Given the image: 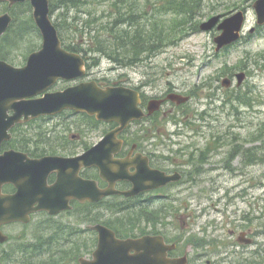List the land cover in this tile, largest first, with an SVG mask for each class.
<instances>
[{
    "label": "rangeland",
    "instance_id": "1",
    "mask_svg": "<svg viewBox=\"0 0 264 264\" xmlns=\"http://www.w3.org/2000/svg\"><path fill=\"white\" fill-rule=\"evenodd\" d=\"M138 1L142 6L141 10H145L148 5L143 19L149 21L148 25L151 20L157 24V30L163 36V46L150 57L146 58V55L133 65H120L104 56L90 54L92 61L87 79L125 85L131 83L133 87L141 88L147 100L156 98L157 95L169 96L172 93L189 97L190 101L179 107L169 102L164 110L168 112L171 105H174L178 107L175 115L158 118L162 121L156 119V135L150 132L149 136H157L155 142L171 145L173 151L187 150L186 154L194 153L197 149L204 150L206 146L221 151L211 155V163H207L204 170L202 168L200 176L194 175L199 183L193 185L191 201L195 206L201 203L204 208L198 209L201 210V217L197 223L206 226L216 249L227 242L226 239L231 241L229 231H236L235 240L238 238L239 233L234 223L237 219L248 217L251 222L246 219V226L264 231V27L250 34V30L257 26L253 9L255 0H202L197 13L194 12L195 15L187 18L175 17L172 13H165L160 9L167 0ZM112 3L113 0H110L94 6L92 9H97L96 13L87 19L96 18V26H106L108 13L105 12L109 10L107 5ZM27 10H18L19 17L24 22L32 16V10ZM243 10L247 13L243 38L230 48L217 53L214 39L218 36V31L203 32L199 27L213 17L225 18ZM103 11L105 15L101 17ZM60 13L63 11H56L53 15L55 23L58 18L63 22L64 19L59 17ZM74 16L76 13H71L68 21L72 22L71 18ZM183 19L191 21L181 25ZM64 35L65 38L73 39L77 34L65 31ZM41 45V36L34 33L30 39L22 42L20 50L14 52V58L11 60H14L17 66L22 65L24 56L28 55L33 47L35 50L40 49ZM243 73L246 74L245 82L238 87L237 75ZM226 79H232L230 88L223 86ZM68 84L72 85L71 82ZM56 89H62V85ZM65 118L66 120L55 118L52 123L37 121L30 128L55 129V134L58 135H65L67 132L70 136L77 134L73 131L82 119L78 116ZM86 137L87 142L93 145L101 139L102 134L86 133ZM235 150H238V154L234 153ZM81 152L82 148L76 147L73 153ZM237 155L238 160L235 159ZM176 160L183 162L187 159L177 157ZM186 176L188 178L187 174ZM183 198L184 195L181 200ZM108 204L100 208L103 209ZM75 214L62 217L39 216L32 226L35 231L39 230V234L43 233L44 228H48L51 232L58 231V235L60 230L67 235L69 230L61 227L71 225L87 230L86 226L90 225L88 218L96 216L91 208L83 209L80 217ZM183 217L182 227L186 225L187 231L195 228L186 224L193 218L188 217V211ZM90 237L84 235L80 248L92 247V236ZM263 240L264 237H261L259 241ZM213 249L212 247L211 250ZM255 249L254 246L253 250ZM216 252L209 253L202 263L220 257V253ZM191 254L195 256V253ZM223 254L225 255V249L221 251V256Z\"/></svg>",
    "mask_w": 264,
    "mask_h": 264
},
{
    "label": "water",
    "instance_id": "2",
    "mask_svg": "<svg viewBox=\"0 0 264 264\" xmlns=\"http://www.w3.org/2000/svg\"><path fill=\"white\" fill-rule=\"evenodd\" d=\"M26 2L32 6L33 19L43 42L41 49L29 56L24 67L17 68L0 61V147L11 138L9 131L17 124L43 115H56L66 109L96 116L98 120L115 122L119 127L110 132L100 144L77 158L46 157L31 160L27 155L14 151L0 155V226L16 221L27 223L29 215L38 211L57 215L71 208L69 202L72 197L92 203L116 193L133 197L146 189L145 181L157 182L149 186L152 188L178 180L180 175L171 177L147 171L146 164L139 160L136 161L137 172L131 174L128 168L131 164L113 159L121 147L117 136L131 122L144 117L139 108L141 100L137 92L125 88L101 90L95 83H83L64 92L45 94L44 97L35 99L59 79L82 77L85 62L81 56L63 48L51 18L49 0H0V4L8 3L9 8ZM253 8L257 24L263 26L264 0H257ZM221 18L213 17L201 26L204 32L217 27L220 32L214 40L217 52L240 40L246 14L239 11L222 22ZM12 21L9 13L0 16V38L8 31ZM254 31L255 29L251 30V33ZM237 78L241 85L245 75L239 74ZM224 86H230V81L225 80ZM168 99L177 104H184L189 100L176 94L169 95ZM161 104L162 101H151L149 113L159 111ZM53 167L59 172V179L54 186L49 187L45 180ZM85 167H97L101 177L108 181L111 177L113 181L111 180L109 189L101 190L96 182L79 177V172ZM119 180L131 181L134 188L129 192L115 191V184ZM5 183H15L18 193L15 196L3 195L1 188ZM93 229L99 234L98 248L93 253V260L82 259L80 264H176L166 258V251L171 248L162 239L119 240L113 231L102 225ZM5 239L0 235L1 242ZM186 263L184 258L178 264Z\"/></svg>",
    "mask_w": 264,
    "mask_h": 264
},
{
    "label": "flooded vegetation",
    "instance_id": "3",
    "mask_svg": "<svg viewBox=\"0 0 264 264\" xmlns=\"http://www.w3.org/2000/svg\"><path fill=\"white\" fill-rule=\"evenodd\" d=\"M89 63V61H88ZM102 89L107 87L122 86L136 90L141 98V109L145 114V117L141 121L133 122L127 129L123 130L118 135V140L121 144L120 150L114 155L113 159L124 162L131 160L129 172L131 174L136 173V158H140L141 161L146 164L147 171L164 173L165 175L180 174L179 181L170 182L165 186L152 187L149 186L157 183L155 181H145V190L141 191L139 195L133 198H126L123 195H113L104 198L115 201L119 208L128 209L129 211L138 212L140 216V223L134 226L131 231L130 227L118 229L117 231L105 223L92 222L87 225V230L82 228H75L71 225L63 226L61 228L68 229L69 233L64 235L60 230L51 232L48 228H44L42 234H39V230H34L33 221L39 217H51L46 212L35 213L31 216V222L29 224H23L20 222L3 225L0 227L1 232L7 237L6 242H0V264H36L43 262V264H54L59 262L61 264H80L82 259L91 260L93 252L98 248L99 234L93 229L97 225H103L104 227L114 231L117 238L124 240L128 238L143 239L151 238L154 240H163V243L170 247L166 251V258L169 261L176 264L182 262L184 258H187L186 264H203L204 260L209 256V253H220V257H217L214 261H208L205 264H264V240L259 241L261 237H264V231L259 230L256 227L246 226L245 220L251 222L250 218H244L243 220L237 219L236 230L239 235L235 240L236 231H229V240L222 244L221 249L215 248L212 243V238L208 234L206 226L199 225L197 222L200 219L202 204L198 203L195 206L192 203L191 191L195 183L199 181L194 176L192 169H197L201 175L202 168L211 163V155L215 152H221L213 150V147L206 146L204 150L197 149L194 153L186 154L187 150H172L171 145L155 142L157 138L149 136L150 132L155 134L154 121L158 118H167L169 115L174 116L177 108L171 105V109L165 112L164 108L169 104L166 101V95L156 98H150L147 100L145 93L141 88H135L128 84H121L119 82H105L95 81ZM76 83H72L75 85ZM62 85V89L71 86L68 83H58L54 90ZM160 99L165 100L162 105V109L158 113L148 115V106L151 100ZM67 116H78L82 120L78 123L77 128L73 132L77 134L73 135H58L55 134V129L47 130L48 138H42L33 142V144L26 148V152L31 159H41L48 156L74 158L80 157L89 151L91 148L100 144V142L112 131L117 129L118 125L115 123H105L97 120L94 117H90L85 114H79L73 111H65L57 117L47 119V123H52L55 118H64ZM84 119V121H83ZM162 121V119H158ZM83 121V122H82ZM85 129V130H84ZM81 130V131H80ZM86 133H99L102 134L101 139L93 145H90L86 140ZM156 135V134H155ZM163 133L161 134V136ZM218 145H216L217 147ZM82 148L81 153H73L75 148ZM173 151V153H172ZM198 153V155H196ZM177 157L186 158L183 162H177ZM238 160V158L236 159ZM188 175V178L186 176ZM199 175V176H200ZM79 177L84 180L94 181L101 190H107L110 187V181L101 177L100 170L97 167H86L79 172ZM59 179V172L53 167L47 174L45 183L47 186H54ZM134 188V184L128 180H120L115 184V190L119 192H129ZM17 192V188L14 184L5 185L3 187V193L6 195H14ZM185 198L181 200V196ZM68 198V197H67ZM100 203H81L77 198L70 199V210L63 211L57 217L67 216L69 214H75L76 217L82 215L83 209H93L95 214L101 210ZM83 208V209H82ZM195 212H193V211ZM188 211V217H193L187 221V226H194L191 231L182 227L184 220V213ZM239 223H236L238 222ZM247 221V222H248ZM185 223V221H184ZM182 227V228H181ZM12 228L13 230H9ZM60 229V228H59ZM93 229V230H91ZM86 232V233H85ZM51 233L49 236H47ZM90 237L91 248H80V243L84 240V235ZM91 238V237H90ZM235 240V241H233ZM208 242V244L206 243ZM187 244V245H185ZM84 246V243L82 244ZM255 246V250L253 247ZM187 249L185 250V248ZM214 248L211 250V248ZM225 249V255L221 256V251ZM85 250V251H84ZM191 253H195L193 256ZM44 258V259H43ZM53 263H52V261ZM36 261V262H35ZM47 261V262H46ZM50 261V262H48ZM45 262V263H44Z\"/></svg>",
    "mask_w": 264,
    "mask_h": 264
},
{
    "label": "trees",
    "instance_id": "4",
    "mask_svg": "<svg viewBox=\"0 0 264 264\" xmlns=\"http://www.w3.org/2000/svg\"><path fill=\"white\" fill-rule=\"evenodd\" d=\"M109 1L50 0L52 16L56 11H63L59 15V17L64 19L63 22L58 18L55 26L67 50L80 53L85 52V55L104 56L107 59L118 62L120 65H133L141 61L146 55V58L150 57V55L163 46V36L157 30V24L151 20V24L148 25L149 21L143 19L148 5L145 10H141L142 6L138 0H113L112 4L107 5L109 10L107 12L103 11V15L101 16L104 17L105 13H108L106 26H96V18L87 19L96 13L97 9H92L94 6ZM201 3L202 0H167L164 7L160 9H163L165 13H172L175 17L185 16L187 18L192 17V14L198 11ZM22 8L28 9V12L31 11L29 3L17 5L12 10H7L6 6H0V13L9 11L13 17V24L10 30L0 40V60L14 63V60H11V58H14V52L16 53L20 50L22 42L24 40L26 42L34 33L40 36L32 16L26 18L25 22L20 19L18 10ZM73 12L76 13V16L71 18L72 22H69L68 20ZM189 21L191 20L186 21L183 19L180 23L181 25H185ZM65 31H73L77 35L73 39L69 37L65 38ZM93 33H95L94 36ZM78 40H82V45L77 42ZM34 50L35 48L33 47L32 51ZM27 56H24L23 62L27 59ZM14 135L16 140L11 146L26 151V148H29L33 142L42 138H48V131L39 128L33 133L26 128L18 127L14 130ZM18 138L20 139V143L17 142ZM248 161L250 162V160ZM195 170L194 175H200L199 171ZM88 219H90V223H105L116 231L126 227H130L132 231L134 226L140 223L138 212L119 208L117 203L108 204L96 216H91ZM46 223L54 224L53 222ZM54 264L61 263L55 262Z\"/></svg>",
    "mask_w": 264,
    "mask_h": 264
},
{
    "label": "bare ground",
    "instance_id": "5",
    "mask_svg": "<svg viewBox=\"0 0 264 264\" xmlns=\"http://www.w3.org/2000/svg\"><path fill=\"white\" fill-rule=\"evenodd\" d=\"M194 170V172H193V174L196 172V170L195 169H193ZM200 174V173H199ZM198 175V174H197Z\"/></svg>",
    "mask_w": 264,
    "mask_h": 264
}]
</instances>
